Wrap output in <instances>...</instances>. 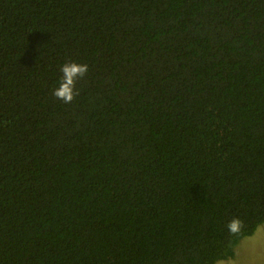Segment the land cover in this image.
I'll list each match as a JSON object with an SVG mask.
<instances>
[{
    "label": "trees",
    "instance_id": "1",
    "mask_svg": "<svg viewBox=\"0 0 264 264\" xmlns=\"http://www.w3.org/2000/svg\"><path fill=\"white\" fill-rule=\"evenodd\" d=\"M263 224L264 0H0V264H216Z\"/></svg>",
    "mask_w": 264,
    "mask_h": 264
},
{
    "label": "clouds",
    "instance_id": "2",
    "mask_svg": "<svg viewBox=\"0 0 264 264\" xmlns=\"http://www.w3.org/2000/svg\"><path fill=\"white\" fill-rule=\"evenodd\" d=\"M88 70L89 66L87 64L65 62L60 69L62 77L59 86L53 89L52 94L65 103H71L75 96L79 94L76 88L77 81L82 79ZM229 227L231 230H235L238 227V221H231Z\"/></svg>",
    "mask_w": 264,
    "mask_h": 264
},
{
    "label": "rangeland",
    "instance_id": "3",
    "mask_svg": "<svg viewBox=\"0 0 264 264\" xmlns=\"http://www.w3.org/2000/svg\"><path fill=\"white\" fill-rule=\"evenodd\" d=\"M216 264H264V224L239 242L232 258Z\"/></svg>",
    "mask_w": 264,
    "mask_h": 264
}]
</instances>
